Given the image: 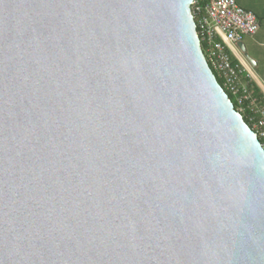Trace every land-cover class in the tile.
Instances as JSON below:
<instances>
[{
  "label": "water",
  "instance_id": "water-1",
  "mask_svg": "<svg viewBox=\"0 0 264 264\" xmlns=\"http://www.w3.org/2000/svg\"><path fill=\"white\" fill-rule=\"evenodd\" d=\"M192 2L0 0V264H264V149Z\"/></svg>",
  "mask_w": 264,
  "mask_h": 264
},
{
  "label": "built area",
  "instance_id": "built-area-1",
  "mask_svg": "<svg viewBox=\"0 0 264 264\" xmlns=\"http://www.w3.org/2000/svg\"><path fill=\"white\" fill-rule=\"evenodd\" d=\"M191 14L209 67L222 80L223 90L234 98L237 112L246 116L264 149V97L254 95L256 77L238 51L244 37L257 33L256 16L238 6L236 0H193Z\"/></svg>",
  "mask_w": 264,
  "mask_h": 264
},
{
  "label": "crops",
  "instance_id": "crops-1",
  "mask_svg": "<svg viewBox=\"0 0 264 264\" xmlns=\"http://www.w3.org/2000/svg\"><path fill=\"white\" fill-rule=\"evenodd\" d=\"M242 9L252 12L259 23V29L253 36L244 37L240 42L244 47V52L238 49L244 60L245 54L252 59L254 66L251 65L256 77L260 93L264 97V0H236ZM239 48V47H238Z\"/></svg>",
  "mask_w": 264,
  "mask_h": 264
},
{
  "label": "trees",
  "instance_id": "trees-1",
  "mask_svg": "<svg viewBox=\"0 0 264 264\" xmlns=\"http://www.w3.org/2000/svg\"><path fill=\"white\" fill-rule=\"evenodd\" d=\"M202 52H203L204 56H206L203 47H202ZM210 68H211V66H210ZM211 70H212V72H213V74H214V76H215L217 82L219 83V85H220L221 87H223V82H222V80L219 78V76L217 75V73H216L212 68H211ZM226 94L228 95V98H229L230 101L233 103L234 108H235V110L237 111L238 108H237V106H236V103H235L234 98H233L229 93L226 92ZM254 95L257 96V97H259V99H262V97H263L262 94L260 93V91H259V89H258L257 87L254 88ZM262 100H263V99H262ZM242 118H243L244 122L250 127V123H249L248 119L246 118V116H245V115H242Z\"/></svg>",
  "mask_w": 264,
  "mask_h": 264
}]
</instances>
